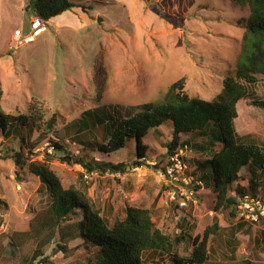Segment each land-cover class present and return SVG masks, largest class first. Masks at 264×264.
I'll use <instances>...</instances> for the list:
<instances>
[{
    "label": "rangeland",
    "instance_id": "obj_1",
    "mask_svg": "<svg viewBox=\"0 0 264 264\" xmlns=\"http://www.w3.org/2000/svg\"><path fill=\"white\" fill-rule=\"evenodd\" d=\"M73 2L76 6L50 19L48 25L44 23L35 41L14 47L12 32L21 26L27 30L30 22L31 15L24 10L27 0H0V107L6 113L27 114L29 102L37 101L43 103L46 116L57 115V133L42 137L31 130L27 139L35 143L33 154H28L24 143V156L45 161L64 188L85 191L108 224L124 217L126 206L149 209L151 220L174 244L169 252H143L144 263L264 264V241L259 247L254 241L256 231L264 230V219L243 222L237 207L231 214V205L215 210V195L206 190L204 182L196 187L197 202L179 205L186 199L188 174L200 180L201 173H206L211 182V167L200 164L215 153L220 142L212 145L211 152L201 151L197 145L210 147L213 127L202 135H181L188 144L180 151L182 174L171 167L172 162L167 165L166 145L172 131L169 120L151 128L143 138L148 146L144 158L135 156L134 139H127L122 149L109 155L95 146H83L77 142V124H73L87 109L105 106L123 114L134 107V112L140 110L143 103L161 102L170 84L179 78L184 79L189 96L215 97L223 79L234 73L249 16L247 4L241 0ZM247 86L248 94L236 103L234 127L245 140L264 149V108L251 103L253 99L264 101L263 75H256V81ZM26 130L24 126L23 135ZM101 134V126L95 125L79 138L93 141ZM13 138L0 134V264H93L95 247L84 245L78 236L62 241L57 230L42 242L41 254L31 258L36 243L46 235V229H39L37 217L45 214L48 199L27 163L15 164L12 149L19 150V140ZM56 141L63 151L51 146ZM3 154L7 158H2ZM66 155L83 163H122L124 171H87L79 163L61 160ZM249 170L246 166L240 170L237 182L229 187V196L237 195L238 184L248 188ZM258 175L256 194L264 198V171ZM214 216L223 230L221 236L208 238L206 260L175 262L188 257L196 236L202 237ZM60 244L66 248L60 249Z\"/></svg>",
    "mask_w": 264,
    "mask_h": 264
},
{
    "label": "trees",
    "instance_id": "obj_2",
    "mask_svg": "<svg viewBox=\"0 0 264 264\" xmlns=\"http://www.w3.org/2000/svg\"><path fill=\"white\" fill-rule=\"evenodd\" d=\"M241 1L247 4L249 16L242 35L239 58L234 73L223 79L222 89L215 97L207 100L189 96L184 89V79L179 78L170 84L161 102L143 103L138 111L134 112V107L126 109L122 114L115 108L110 112L105 106L85 110L82 117L76 121L77 123H73L77 124V142L89 148L95 146L97 151L109 155L122 149L127 139H134L135 156L144 158L148 146L143 142V138L151 128L156 129L169 120L172 131L166 150L170 157L178 148L188 146L187 142L181 139V135L193 133L202 135L209 127H213L210 147L204 148L199 145L197 147L201 151L211 152L212 145L220 142L215 153L200 164L202 168L207 165L211 167V182L206 173H201V180L207 185L206 190L210 189L215 195L214 209L218 210L220 207L231 205L234 208L231 214L234 215L238 198L245 194H251L264 202V198L256 194L259 187L258 173L264 171V149L255 142L245 140V137L240 136L234 127V118L237 116L236 103L248 94L247 85H252L256 81V75L261 74L264 77V0ZM74 6L76 3L73 0H27L24 10L31 15V18L47 22ZM251 103L264 108L263 100L253 99ZM56 123L57 115L52 113L46 116L41 102L30 101L27 114L6 113L0 107V134L6 139L13 136L14 140H19L17 145L19 150L12 149L15 164L26 165L27 163L28 171L35 174L45 187L48 199V204L43 209L45 214L37 217L40 218L38 227L41 230L46 229V235L36 243L31 258L35 259L41 254L42 244L51 239L55 230L59 232L62 241L78 236L84 245L95 247L96 250L92 253L93 264H150L142 261L143 252L171 251L174 240L156 227L151 220L149 209L126 206L124 217L115 218L111 224H108L102 217L100 209L93 205L85 191L74 186L64 188L60 178L45 161L30 160L24 156L22 152L24 143L28 145V154H33L35 146V143L28 142L30 131L36 130L42 137L55 135ZM95 125H100L102 128L100 139L80 140L79 134L82 135L83 131L91 130ZM24 126L27 127L26 135L22 132ZM51 146L57 151L64 150L59 141L52 142ZM45 155L49 156L48 153ZM1 156L7 158L5 154ZM75 158L73 155H66L61 157V160L79 163L87 171H124L125 165L122 163L109 161L83 163L81 159ZM170 164L171 162L168 161L167 165ZM245 166L250 169L251 174L248 188L238 184L234 190L237 197L229 196L231 183L237 182L239 172ZM196 194L197 190L193 194L195 198ZM254 214H256L255 219H245L243 216L239 219L246 223H256L264 219L258 211L255 210ZM222 230L214 216L212 223L204 229L202 237L199 234L196 236L193 241L195 247L188 257L174 259V261L204 262L207 256L208 238L211 235L213 238L221 236ZM256 233L254 241L259 247L264 241V230L258 229ZM65 244L58 246L64 250Z\"/></svg>",
    "mask_w": 264,
    "mask_h": 264
},
{
    "label": "built area",
    "instance_id": "obj_3",
    "mask_svg": "<svg viewBox=\"0 0 264 264\" xmlns=\"http://www.w3.org/2000/svg\"><path fill=\"white\" fill-rule=\"evenodd\" d=\"M44 23L38 18H31L28 29L23 30L22 28L14 29L12 32V41L14 47L23 46L26 44H29L36 40L37 36L41 34V32L44 30ZM187 149V146L180 147L177 149L176 153L168 158V161L172 162L171 167L178 170L180 173L184 174L183 171V163L184 161L181 158L183 154L180 153V151H184ZM169 173V171H167ZM186 176V175H184ZM189 178V185H186V193L184 200H181L179 202V205L185 206L186 202L189 200H192V202H197L196 198L193 196L194 193H196L195 187L202 185V180H194L190 176H186ZM187 186H192L193 188L189 189ZM237 207V213L238 216H243L245 219H255L256 214H254V211H258L260 215L264 216L263 209H264V202L260 200V198H256L254 196H251L249 194H245L242 197L238 198V203L236 204Z\"/></svg>",
    "mask_w": 264,
    "mask_h": 264
},
{
    "label": "crops",
    "instance_id": "obj_4",
    "mask_svg": "<svg viewBox=\"0 0 264 264\" xmlns=\"http://www.w3.org/2000/svg\"><path fill=\"white\" fill-rule=\"evenodd\" d=\"M30 19H31V18H30ZM46 23H47V25H48V24L50 23V21H47ZM21 24H22V21H21ZM21 28H22L23 30H25L23 26H21Z\"/></svg>",
    "mask_w": 264,
    "mask_h": 264
},
{
    "label": "clouds",
    "instance_id": "obj_5",
    "mask_svg": "<svg viewBox=\"0 0 264 264\" xmlns=\"http://www.w3.org/2000/svg\"><path fill=\"white\" fill-rule=\"evenodd\" d=\"M249 195H251V194H249ZM252 196V195H251Z\"/></svg>",
    "mask_w": 264,
    "mask_h": 264
}]
</instances>
